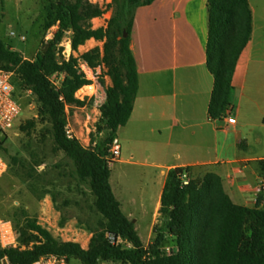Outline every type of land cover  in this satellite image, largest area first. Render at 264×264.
<instances>
[{
  "label": "trees",
  "instance_id": "1",
  "mask_svg": "<svg viewBox=\"0 0 264 264\" xmlns=\"http://www.w3.org/2000/svg\"><path fill=\"white\" fill-rule=\"evenodd\" d=\"M154 0H110L103 7L89 0H54L44 15L43 32L56 26L51 38L41 39L32 58H25L0 38V67L11 71L15 90H29L36 101V119L49 123L55 147L69 157L80 181L87 182L94 195V205L103 220L90 230L87 246L76 241L61 240L43 228L35 218H24L25 211L14 207L10 213L14 237L12 246H0V260L28 264L44 254L63 255L81 264L99 261L127 264H264V205L234 203L225 192L220 176L206 172L200 180L183 184L182 175L189 166L167 169L159 196L160 224L150 245V256L138 236L133 222L121 210L110 182V168L105 159L107 144L116 130L125 125L137 92V71L129 48V34L134 10ZM112 13L105 26L92 27L91 19L101 16L107 7ZM207 40L206 67L213 76L207 108L210 119L228 115L232 105V78L240 53L247 45L252 29L248 0H206ZM123 29L127 35L123 37ZM69 31L71 50L87 39L101 42L77 56L72 54L58 62L59 45ZM102 64L110 84L99 107L100 117L95 135L102 133L94 146H83L64 132L65 104L82 105L75 91L89 83L80 68ZM63 74L58 87L50 76ZM19 103V102H18ZM34 126L35 122H28ZM3 150L0 141V151ZM17 161L11 157L8 164ZM258 172L264 177V160H258ZM65 218L60 215L59 224ZM106 233L125 239L130 247L112 244ZM175 239L177 250L167 255L161 249L166 236Z\"/></svg>",
  "mask_w": 264,
  "mask_h": 264
},
{
  "label": "rangeland",
  "instance_id": "2",
  "mask_svg": "<svg viewBox=\"0 0 264 264\" xmlns=\"http://www.w3.org/2000/svg\"><path fill=\"white\" fill-rule=\"evenodd\" d=\"M52 1L54 0H0V38L12 49L18 50L23 57L32 58L41 39L49 34L53 35L56 29V26H50L44 32L42 30L45 12ZM109 1L104 0L99 4L104 7ZM251 2L256 9L255 23L261 25V15L264 17V14L260 9L264 7V0ZM112 9L113 6L107 7L100 19H91L92 26L104 25L105 23L101 24L102 19L106 21ZM259 31V28L255 30L250 67L263 70V74L261 76L260 71L257 77H254V90L264 84V35L257 37ZM69 35L70 32L67 31L60 42L63 48L69 40ZM83 45L76 49L75 54L72 51L70 54L77 56L85 49L96 45L101 47V42L92 41ZM105 69L103 67L104 73ZM62 78V73L50 76L58 87ZM81 94V91H77L76 96L81 97ZM15 95L21 111L10 128L0 131L3 147L1 156L7 164L11 157L17 158L12 166L8 164L0 174V216L11 220L10 213L14 207L22 208L25 211L24 218H35L57 239L76 241L85 248L91 235L90 230L95 229L98 222L103 220L95 208L94 195L87 182L80 181L77 177L72 160L55 147L49 132V123H40L36 119V101L33 94L29 90L18 89L15 90ZM68 116L83 146H89L85 140L86 136L90 140L91 136L95 139L101 137L102 133L95 135L96 123L100 117L99 110H94L90 105H76L69 109ZM30 121L35 122V125L29 126ZM242 122L243 119L238 118V125ZM217 124L226 127L222 118L217 119ZM178 127H175L172 133ZM247 128L246 126V131ZM197 129V126L187 127L185 132L188 134L189 131ZM228 129L231 139V127ZM168 133L169 130H163L160 135H154L148 140L127 141V128H119L116 137L119 140L120 154L112 161L106 160L110 168L109 182L112 191L123 213L126 216L129 214V219H134L136 232L147 251L154 240L155 229L160 224L155 204L163 178L159 173L160 168L154 164L184 162L196 158L191 155L192 150H188L194 141L188 135L183 139V148H164ZM218 133L221 135L222 132ZM248 134V153L264 154V129L255 127ZM257 135L261 137L259 143L256 142ZM158 144L163 147H157ZM224 157L225 155L221 156ZM206 170L207 168L189 169L187 178L198 181ZM60 215L65 218L62 225L59 224ZM166 247H169L170 253L177 250L175 239L169 235L166 236L161 249L165 251Z\"/></svg>",
  "mask_w": 264,
  "mask_h": 264
},
{
  "label": "crops",
  "instance_id": "3",
  "mask_svg": "<svg viewBox=\"0 0 264 264\" xmlns=\"http://www.w3.org/2000/svg\"><path fill=\"white\" fill-rule=\"evenodd\" d=\"M102 1L94 0L97 3ZM248 4L252 15L251 35L233 72L232 105L228 114L235 118V123L227 125L222 117L226 127L217 124V119H210L207 113L213 76L206 67V0H154L134 10L128 44L135 60L138 87L130 116L119 128H127V141L148 140L163 130H169L164 145L166 149L171 146L183 148V139L188 135L194 140L188 150H192L191 155L196 157L184 162L154 164L160 168L163 178L155 204L156 214L166 171L174 166L207 168L205 172L220 176L225 192L234 203L244 206H253L257 202L264 204L263 195L255 201L251 190L245 189L247 184H254L263 177L258 172L257 161L264 160L263 153H248V132L255 127L264 129V84L255 90L253 87L254 77L261 70L250 67L255 30H260L257 37L264 35V17L261 15V25L256 24V9L251 0ZM260 11L264 14V7ZM95 19L100 16L92 18ZM103 23H106L104 19ZM92 41L96 40L89 38L84 43ZM70 51L75 54L69 44V55ZM101 69L103 71L99 66L98 70ZM81 70L88 79L94 75L85 64L81 65ZM102 82L105 87L109 85V77L103 75ZM238 118L244 121L240 125ZM194 126L198 129L188 134L185 132L187 127ZM218 132H222L221 135ZM256 142H261L259 135ZM157 147L163 146L158 144ZM222 155L225 157L221 158ZM178 157L179 153L176 154Z\"/></svg>",
  "mask_w": 264,
  "mask_h": 264
},
{
  "label": "built area",
  "instance_id": "4",
  "mask_svg": "<svg viewBox=\"0 0 264 264\" xmlns=\"http://www.w3.org/2000/svg\"><path fill=\"white\" fill-rule=\"evenodd\" d=\"M13 34V32H11ZM52 34L45 36V38H51ZM24 37L22 36L21 39ZM69 44L70 41L66 43L65 47L57 55L58 62H62L69 57ZM68 47V50H67ZM71 48V47H70ZM104 67L102 64L96 65L95 67H90L92 71H94V75L89 80V83L82 85L78 88L74 96L77 99L83 101L82 106L85 107L86 105H90L94 110L98 111L99 107L104 101L105 98V85L102 82L103 75H106L104 71L98 70V67ZM11 71L5 70L0 67V131H4L7 128H10L14 123L15 119L19 115L21 111L20 104L16 101L13 96L14 88L10 81ZM81 90L82 94L81 97L76 96V92ZM76 107L74 104H65L64 105V112H65V125H64V132L68 138H75L80 142V137L77 135L78 133L75 132L71 126L68 111L69 109ZM100 113V112H99ZM225 123L227 125H233L235 123V118L231 115L225 116ZM81 135L82 133L79 132ZM100 133H98L99 135ZM86 143L89 146H94L96 140H90L86 136ZM81 143V142H80ZM120 154V145L119 140L115 136L111 139V141L107 144V152L105 154V159L109 162L117 158ZM7 163L5 159L0 154V174L6 169ZM183 184L188 182V178L185 174L182 175ZM245 189H249L252 192L253 198L255 201L258 200L260 195L264 196V177H260L258 181L254 184H247ZM106 237L112 244H119L122 247H130V243L125 239H121L120 237H115L112 234L106 233ZM14 246L15 245V237L13 231V224L12 222L5 217L0 216V246ZM145 248V247H144ZM147 250V249H146ZM169 251V247L165 248V253L167 255L172 254ZM145 256L148 258L150 256V252L146 251ZM0 264H16L7 258H2L0 260ZM28 264H81L75 260H68L63 255L57 254H44L39 256L37 259L33 260ZM97 264H127L125 262H113V261H99Z\"/></svg>",
  "mask_w": 264,
  "mask_h": 264
},
{
  "label": "water",
  "instance_id": "5",
  "mask_svg": "<svg viewBox=\"0 0 264 264\" xmlns=\"http://www.w3.org/2000/svg\"><path fill=\"white\" fill-rule=\"evenodd\" d=\"M123 37H125L127 35L126 31L123 29V33H122ZM132 222L134 221V219L131 220Z\"/></svg>",
  "mask_w": 264,
  "mask_h": 264
}]
</instances>
